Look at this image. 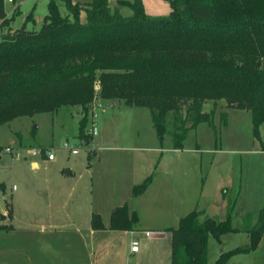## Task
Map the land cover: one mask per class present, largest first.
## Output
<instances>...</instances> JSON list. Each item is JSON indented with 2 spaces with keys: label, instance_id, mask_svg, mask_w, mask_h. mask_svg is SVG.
<instances>
[{
  "label": "trees",
  "instance_id": "16d2710c",
  "mask_svg": "<svg viewBox=\"0 0 264 264\" xmlns=\"http://www.w3.org/2000/svg\"><path fill=\"white\" fill-rule=\"evenodd\" d=\"M64 1L71 19L62 17L56 1L50 0L38 31L8 27L1 36L0 127L78 106L83 114L78 135L88 140L89 106L97 96L148 109L159 142L168 133L178 150L189 131L212 125L213 112L202 110L206 101L224 100L228 109L250 112L253 135L260 142L264 0H170L165 17L145 15L142 0L118 1L132 9L129 17L111 13L107 0H91L86 6ZM82 10L85 23L79 22ZM4 20L0 0V29ZM150 183L149 175L132 188V197L142 195ZM232 207L229 202L224 220L191 211L170 228L171 264H207L209 237L220 242L223 235L238 232L231 226ZM136 221L124 204L111 214L109 229L130 231ZM243 221L240 231L248 242L222 253L216 264L257 249L264 234V194L256 222L250 214ZM91 226L104 229L96 214Z\"/></svg>",
  "mask_w": 264,
  "mask_h": 264
},
{
  "label": "rangeland",
  "instance_id": "374dc122",
  "mask_svg": "<svg viewBox=\"0 0 264 264\" xmlns=\"http://www.w3.org/2000/svg\"><path fill=\"white\" fill-rule=\"evenodd\" d=\"M55 1L59 14L71 19L66 2ZM69 1L86 6L91 0ZM118 1L132 3L134 0H107L110 12L132 16V9L119 5ZM169 1L142 0L145 15L168 16L171 11ZM49 2L3 0L6 26L0 29V41L8 27L38 31L48 14ZM30 15L31 20L27 19ZM85 20L82 10L79 22L85 23ZM96 93H99L98 89ZM202 110L209 114L213 112L212 125L203 123L189 131L178 150L173 149L168 133L162 143L159 142L148 109L127 107L122 101H104L97 96L89 106L85 127L90 139L89 131L93 125L96 127L93 144L89 146L84 142L87 138L78 135V124L83 116L78 106L62 107L54 114L18 118L1 126V147H52L55 161L25 154L21 155L27 158L26 161L8 156L1 158L0 264H133L125 258H113L112 254L97 262L99 250L93 257L89 255V246L74 227L52 233L48 229L37 231L39 229L30 227L28 221L24 223L28 213L33 214L31 220L39 216L47 218L48 198L43 186H39L45 179L49 180L52 193L60 191L64 197L70 194L68 210L76 203L81 207L83 200L91 199L93 209L105 221L115 207L127 203L139 219V230L133 237L140 243L142 259L138 264H170L167 252L171 250V234L168 229L176 228L191 211L224 220L228 202L233 205L231 226L239 232L224 235L220 242L209 237L207 264H216L222 253L245 245L247 235L240 232L244 227L243 216L245 213L256 215L263 204L264 123L259 127V142L253 135L249 111L228 109L224 100L206 101ZM167 131H172L171 114L167 116ZM16 133H21V140ZM64 144L78 148L79 154L72 155L64 150ZM92 147L96 150L94 156L91 155L95 152ZM33 160L39 164L37 169L31 167ZM67 169L72 174H66ZM148 175H152L148 192L143 197L133 198V186L139 185ZM20 195L28 196L20 201L23 205L28 201L27 209L18 206L19 219L16 221L4 217ZM31 200L41 201L39 212L30 210ZM74 219L82 224L88 219L87 212ZM146 230L161 231L163 236L160 238L156 236L158 232H153L156 237L147 239L144 236ZM128 239L127 234H119L113 244L123 247ZM77 252H81V256L77 257ZM225 264H264V255L262 252L256 257L235 255Z\"/></svg>",
  "mask_w": 264,
  "mask_h": 264
},
{
  "label": "crops",
  "instance_id": "0c3cea01",
  "mask_svg": "<svg viewBox=\"0 0 264 264\" xmlns=\"http://www.w3.org/2000/svg\"><path fill=\"white\" fill-rule=\"evenodd\" d=\"M16 134L20 135L19 137L18 136L17 137L21 140L22 139L21 133H16ZM84 142H85V145H87V146H89L90 144H93V136L91 139L84 140ZM19 144H21V141H19ZM92 150H95L94 147H92ZM91 155H93V156L96 155V150ZM89 157H91V156L89 155ZM33 158L46 159L45 157H33ZM24 160L26 161L27 158ZM47 161H49V160H47ZM53 161H55V158H54V160L49 161V162H53ZM31 167L34 169H37L39 167L38 162L33 160L31 162ZM66 171H67L66 174H72V171L70 169H67ZM150 176L152 177V175H150ZM39 186H43L42 190H43L44 194L46 195V197L48 198L46 201L47 202V204H46L47 213H45V214H47V218L39 216V218L35 217L31 220V217L33 214L28 213L26 211L28 213V219L25 218L24 223H27V221H28V225L30 227L39 229L37 231H40V230L45 231L44 229H48L52 233H54L55 230H59V229H63V228L65 229V228L70 227V226L72 228L74 227L76 229L75 232L80 233V235H81L80 237L82 238V240L83 239L85 240L84 241L85 245L89 246V251H88L89 255L91 254L93 257L96 250H99L97 262L101 258H103L104 256H107V254H112L113 258H117V259L118 258H120V259L125 258L128 262L132 261L133 264H138V262L141 261V259H142L140 256L141 249L136 254H131V252H130V243L132 240H134L133 237H134L135 233L138 232V230H139L138 226H137L139 223L138 217H137V221H136L133 229L130 231L129 230H110L109 229L110 216L115 211V209L110 213L108 221H105L100 213L95 212V210L93 209L91 199H89V200L86 199L85 201L83 200V205L81 207H79V205L76 203L75 206H73L71 209L68 210V208H69V202L68 201L70 199V194L64 197V196H61L62 194L60 191L59 192L57 191V193H52L53 190H51V188L49 187V180L48 179H45L44 181L42 180V182H40ZM148 189H149V187L147 188V190L142 195L135 197V198L143 197L148 192ZM27 197H28L27 195H25V197H22V195H20L19 199L16 201L17 205L15 206L16 202L13 203V205L6 211V216H4V215H1V216L8 217V218L15 220V221L17 219H19L18 218L19 217L18 206L21 205L24 207V209H27L28 201H26L25 205H23L20 202L22 200V198L25 200V198H27ZM71 197H73V196H71ZM40 202H41L40 200L32 201L30 210L35 212V213L39 212ZM124 204H127V203H124ZM228 205H229V202L227 204V207H228ZM120 206H122V205H120ZM120 206H117V207H120ZM34 207H36L37 209L34 210ZM117 207H115V208H117ZM227 207H226V212H227ZM260 208H259V210H260ZM259 210L257 211L256 215H253L251 213H245L243 217L250 214L252 217V223H254L257 220ZM84 211L87 212V216H88V219L85 222L80 224L75 219L73 220V217H75V216H79V215L83 216ZM128 211L130 214L135 213L134 211L129 210V207H128ZM94 214H96L100 217L101 222L104 226V229L94 230L92 228L91 219H92V215H94ZM136 216H137V214H136ZM225 217H226V214H225ZM43 218H45L44 221H43ZM237 230L239 232V229H237ZM146 231H149V230H146ZM150 232H158V234L156 236L159 235L158 237H160V238H161V236H163L161 231H150ZM240 232H242V231H240ZM32 233H34V232H32ZM242 233H244V232H242ZM119 234H127L129 236V239H128L125 246L118 248L113 244V240L116 237V235H119ZM221 238H220V241H221ZM247 238H248V236H247ZM152 241H149V242H152ZM103 245L105 247H103ZM107 245H108V247L106 248ZM158 246H159V244L157 245V247ZM260 252H262L264 255V234L261 238V241H260L257 249L255 251L249 253V254H244V255H251V257H256ZM76 255H77V257L81 256V252H77ZM167 255L170 258V264H171V250L167 252Z\"/></svg>",
  "mask_w": 264,
  "mask_h": 264
},
{
  "label": "built area",
  "instance_id": "2783aa9c",
  "mask_svg": "<svg viewBox=\"0 0 264 264\" xmlns=\"http://www.w3.org/2000/svg\"><path fill=\"white\" fill-rule=\"evenodd\" d=\"M9 2H12V0H9ZM99 90L98 86L95 87V90ZM89 134L92 136L96 135V127L93 125V128L91 131H89ZM63 149L70 152L72 155H77L79 153L78 148H69L67 144L63 145ZM21 154L29 155L31 157H45L47 160L52 161L54 160V148L52 147H43V146H33V147H25V146H19V147H0V160L3 156H8L10 159H26L25 156H22ZM144 236L147 239H151L154 235L153 232L146 231L144 232ZM140 250V243L137 240H132L130 243V252L131 254H136Z\"/></svg>",
  "mask_w": 264,
  "mask_h": 264
}]
</instances>
